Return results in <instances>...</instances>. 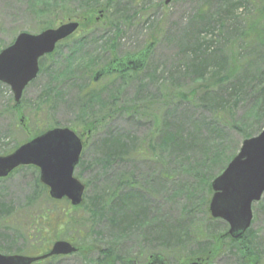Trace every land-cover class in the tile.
I'll list each match as a JSON object with an SVG mask.
<instances>
[{"label": "rangeland", "instance_id": "1", "mask_svg": "<svg viewBox=\"0 0 264 264\" xmlns=\"http://www.w3.org/2000/svg\"><path fill=\"white\" fill-rule=\"evenodd\" d=\"M68 22L79 28L40 60L19 103L0 82V155L42 130L72 129L84 142L74 172L83 205L53 202L36 167L18 168L0 180V252L38 256L64 240L84 250L36 264H97L109 250L116 264H148L158 250L164 264H249L239 243L222 237L229 226L211 217L209 202L212 181L264 129V0H0V52L21 32ZM151 43L140 73L93 80ZM99 116L88 135L85 123ZM111 131L151 140L153 158L105 169L99 144ZM121 173L148 193L141 224L117 216L125 199L111 195ZM252 211L248 245L264 264V194ZM217 238L216 253L200 252Z\"/></svg>", "mask_w": 264, "mask_h": 264}, {"label": "water", "instance_id": "2", "mask_svg": "<svg viewBox=\"0 0 264 264\" xmlns=\"http://www.w3.org/2000/svg\"><path fill=\"white\" fill-rule=\"evenodd\" d=\"M171 1L165 0V4ZM78 28V22H68L37 34L21 32L0 52V82L11 87L17 103L25 87L37 77L40 58L52 53L59 42ZM152 47L150 44L142 52L113 60L95 73L94 80L106 73L141 70ZM82 150L81 137L70 128L47 130L12 153L0 155V179L20 166L33 165L40 170V181L48 187L52 199L67 198L73 206H78L83 201L85 186L74 176V171ZM211 186L214 191L209 204L211 216L228 223L231 238L242 237L252 223L253 203L260 201L264 194V129L243 140L238 153ZM77 250L71 242L60 240L43 255L0 252V264H34L50 257L71 255Z\"/></svg>", "mask_w": 264, "mask_h": 264}, {"label": "trees", "instance_id": "3", "mask_svg": "<svg viewBox=\"0 0 264 264\" xmlns=\"http://www.w3.org/2000/svg\"><path fill=\"white\" fill-rule=\"evenodd\" d=\"M52 54L53 53L47 56H50ZM128 73H132L136 75L140 72H124V73H120L119 76H124V75L127 76ZM111 75H117V74L109 73L108 76H111ZM89 95H87V97L95 96L94 94L91 96ZM132 113L134 114L133 111ZM104 119L105 117L99 116L98 118L91 119L90 121L86 122L84 127L86 128L88 135L96 131ZM43 131L45 130L40 131V133H42ZM40 133H36L34 136L39 135ZM150 142H148L147 144H146V141H143V140H141V143L136 142L132 140L130 136L126 135L125 133H117L115 131H111L103 138V140L99 144L100 146L99 156H100L101 164L105 169H108L109 167H115L117 165H125L127 163L132 162L133 160H148L149 158L153 156L148 150V146ZM151 145L153 148V144ZM80 165H81V162H79L78 166ZM117 177L118 179H116ZM117 177L115 178V187H114V190L112 191L111 198L114 197V199H125V202L123 201L124 208H122L123 206L121 207V209L119 208V212H117V216H120V220L122 221V224H126V225L134 224V223L141 224L145 220V219H142V216L145 210L143 208L144 203L141 201V199H145V196L148 195L145 189L144 183L143 185H141L138 179L135 177H130V178L125 179L123 173H121ZM144 178L145 177H142V179H139L140 182H143ZM52 201L58 202L55 200H52ZM82 205H83V202L78 207H81ZM1 209H2V206L0 205V211ZM65 224H66V217L65 215L64 216L61 215L58 225H65ZM248 235H249V229L239 239H232L228 236V234L223 235L222 237L228 236L233 242L239 243L240 248H243L242 252L246 254V258L249 264H255L257 262V257L251 251V248L248 245L249 243V240H248L249 237H247ZM220 240H221L220 238H217L215 240V245L213 246V249H209L208 247H205L201 249L202 251L200 252H205L209 256L212 253L213 254L216 253L217 250H219L221 246ZM83 250H84L83 247L78 248V252L83 251ZM159 251L160 250L156 251L154 253L155 255H151L150 258L152 260H157L161 264H164L163 260L166 259L165 255ZM53 258H58V257H53ZM118 258H121V257L115 254L113 251L109 250V251L104 252V254H102V256L98 258L97 264H116V261ZM122 259L127 264H138L136 261H134V259H131V258H122ZM201 263H202L201 258L199 259L193 258V259H187L181 264H201Z\"/></svg>", "mask_w": 264, "mask_h": 264}, {"label": "flooded vegetation", "instance_id": "4", "mask_svg": "<svg viewBox=\"0 0 264 264\" xmlns=\"http://www.w3.org/2000/svg\"><path fill=\"white\" fill-rule=\"evenodd\" d=\"M108 65H109V64H108ZM108 65H107V66H108ZM150 263H155V261H150ZM150 263H148V264H150Z\"/></svg>", "mask_w": 264, "mask_h": 264}]
</instances>
